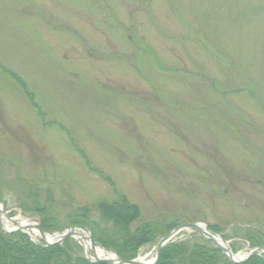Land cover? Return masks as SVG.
<instances>
[{"label": "rangeland", "instance_id": "obj_1", "mask_svg": "<svg viewBox=\"0 0 264 264\" xmlns=\"http://www.w3.org/2000/svg\"><path fill=\"white\" fill-rule=\"evenodd\" d=\"M122 197L132 230L264 236V0H0V205L66 224Z\"/></svg>", "mask_w": 264, "mask_h": 264}, {"label": "trees", "instance_id": "obj_2", "mask_svg": "<svg viewBox=\"0 0 264 264\" xmlns=\"http://www.w3.org/2000/svg\"><path fill=\"white\" fill-rule=\"evenodd\" d=\"M34 204L33 210L38 212L42 232H60L66 225L86 227L96 245L114 252L124 260L135 258L142 246L155 243L160 236L175 226L172 223L147 222L132 230L131 225L139 217V209L123 197L118 202H99L90 207H78L67 217L66 224L44 206L36 202ZM245 240L252 247L264 246V236L259 234L255 239L250 236ZM0 264L103 263H90L82 256L81 248L73 245L70 239L59 246L45 247L30 242L25 234L13 232L0 233ZM156 264L232 263L208 242L179 240L162 247ZM241 264H264V256L254 257Z\"/></svg>", "mask_w": 264, "mask_h": 264}, {"label": "water", "instance_id": "obj_3", "mask_svg": "<svg viewBox=\"0 0 264 264\" xmlns=\"http://www.w3.org/2000/svg\"><path fill=\"white\" fill-rule=\"evenodd\" d=\"M37 232L40 235L41 241L45 244V246H52V245H61L64 240L68 238H73V237H80L77 233L76 230H80L83 233H85L84 239L88 240L90 243V253L93 255V262H101L103 264H155L158 260L159 253L161 248L166 245L169 240L175 236L177 233L180 231H189L197 234L200 236L203 240L210 242L215 248L219 249L222 254L225 256V258L233 263V264H240L244 263L245 261L254 258V257H259L261 255H264V247H255L246 252V254L241 257V258H236L234 259L235 254H233L230 250V248L226 245V243L221 240V243L217 241V238H219L216 234L210 232L206 227L202 226L201 224L198 223H187V224H182L179 226L174 227L170 231H168L166 234H164L160 240L157 242L155 250H154V255L152 260L148 262H142L139 261V258L132 259V260H122L118 257L115 258H99L95 256L94 249V241L91 237L90 231L85 228V227H71L68 228L65 232H63L56 241L49 242L44 239V234L39 230L37 226L35 228ZM0 230H2V227H0Z\"/></svg>", "mask_w": 264, "mask_h": 264}, {"label": "bare ground", "instance_id": "obj_4", "mask_svg": "<svg viewBox=\"0 0 264 264\" xmlns=\"http://www.w3.org/2000/svg\"><path fill=\"white\" fill-rule=\"evenodd\" d=\"M22 224L24 225V224H26V223L23 222ZM35 235H36V233H35ZM80 237H81L80 239L83 240V244H84V247L86 248V250H89V249H90V243H89L88 240L84 239L85 235L80 234ZM44 239H45L46 241H52V240H55L56 238H55V236H51V235L49 236V235H46V236L44 237ZM217 241H218L219 243H221L220 238H217ZM93 253H94L97 257H100V258H111L110 254L106 253L104 250H102V249L99 248V247H96V248L94 249V252H93ZM243 255H244V254H242V253L236 254V256H234V259H236V258H241V257H243ZM139 261L145 262V259L142 258V257H140V258H139Z\"/></svg>", "mask_w": 264, "mask_h": 264}]
</instances>
